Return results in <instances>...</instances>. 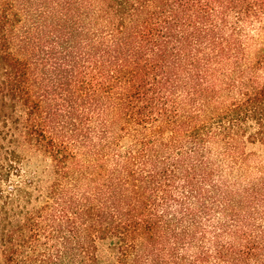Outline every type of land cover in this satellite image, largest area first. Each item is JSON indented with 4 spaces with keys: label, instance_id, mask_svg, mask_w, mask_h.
Masks as SVG:
<instances>
[{
    "label": "trees",
    "instance_id": "16d2710c",
    "mask_svg": "<svg viewBox=\"0 0 264 264\" xmlns=\"http://www.w3.org/2000/svg\"><path fill=\"white\" fill-rule=\"evenodd\" d=\"M0 264H264V0H0Z\"/></svg>",
    "mask_w": 264,
    "mask_h": 264
}]
</instances>
